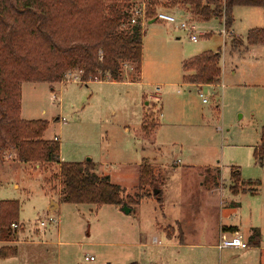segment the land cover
Wrapping results in <instances>:
<instances>
[{"label":"rangeland","instance_id":"obj_1","mask_svg":"<svg viewBox=\"0 0 264 264\" xmlns=\"http://www.w3.org/2000/svg\"><path fill=\"white\" fill-rule=\"evenodd\" d=\"M170 1L159 0L156 16L172 14L177 24L156 17L153 24L147 20L144 25L142 79L146 85L132 83L140 80L133 66L126 67L122 82L84 83L79 69L65 73H72L70 83L64 77L54 84L22 82L19 118L47 121L44 138L59 141L63 159L71 161L66 163L91 158L96 173L119 185L129 204H62L49 212L51 202L60 199L54 195L51 200L46 194L44 178L59 193L60 183L55 180L59 166H29L17 162L13 149L0 152V203L16 201L20 205L18 227L12 226L16 234L9 239L20 243L0 244L7 251L16 249L17 254L0 264H257V250L243 257L233 250L220 253L216 248L196 246L215 244L213 238L204 241L203 219L185 222L188 229L200 228V232L190 233L193 237L181 247L177 238L162 234L158 224H172L170 220L178 215L200 216L199 172L216 187L220 178L224 184H232V170L238 168L246 183L264 193V164L254 157L264 127V45L251 48L246 40L250 30H264V7H235L234 22L228 28L222 0L223 17L207 21L186 9L171 7ZM183 22L195 26L197 42L179 28ZM228 31L235 35L227 36ZM234 40L244 41L245 47L233 51ZM205 52L221 53L220 81L197 88L185 81L183 64ZM42 64L47 65L43 58ZM7 76H13L12 72ZM157 89L160 94H155ZM146 121L160 124L153 139L139 134ZM143 160L154 171L160 190L164 184L169 193L182 183L193 185L186 188L185 204L171 199L161 205L153 195L154 187L140 185ZM243 187L246 185L239 188ZM149 193L151 198L137 204ZM254 200L246 202L250 209L257 202ZM257 200L261 203L262 199ZM125 206L131 213L124 212ZM213 207L208 211L210 232L219 225V208ZM46 213L59 221L43 230L39 218ZM154 236L161 245L154 244ZM86 257L94 259L87 261Z\"/></svg>","mask_w":264,"mask_h":264},{"label":"trees","instance_id":"obj_2","mask_svg":"<svg viewBox=\"0 0 264 264\" xmlns=\"http://www.w3.org/2000/svg\"><path fill=\"white\" fill-rule=\"evenodd\" d=\"M148 21L156 16L159 0H148ZM171 7L191 11L200 20L222 18L220 0H171ZM134 0H0V152L15 150L22 163L59 165L55 180L60 183V202L74 205L125 204L122 189L109 176L96 173L92 160L84 163H61L60 143L45 140L47 121H25L21 114L22 82L60 83L68 70L79 69L83 82H122L125 69L133 66L139 75L143 61L141 18L132 25ZM235 7L263 8L264 0H227L226 26L233 25ZM249 46L264 45V30L252 29L247 34ZM237 40L232 50L237 51ZM42 58L47 65L42 64ZM220 52H205L183 64L187 84L214 85L221 76ZM13 76H7L8 73ZM160 124L144 122L139 134L153 139ZM255 160L264 164V127ZM220 176V172H219ZM233 193L240 191L241 173L233 168ZM208 188L211 183L207 178ZM51 181H49L50 184ZM219 182L217 183V185ZM140 185L159 189L154 171L147 164L140 167ZM156 186V187H155ZM153 194V193H152ZM154 195V194H153ZM161 192L156 195L161 200ZM148 196H152L151 193ZM20 205L16 201L0 203V240L10 241L16 234L12 225L19 221ZM0 249L7 259L17 250ZM136 264V263H135Z\"/></svg>","mask_w":264,"mask_h":264},{"label":"crops","instance_id":"obj_3","mask_svg":"<svg viewBox=\"0 0 264 264\" xmlns=\"http://www.w3.org/2000/svg\"><path fill=\"white\" fill-rule=\"evenodd\" d=\"M242 44L243 45L238 50L242 49L243 46L245 47L244 41H242ZM249 47L252 48L255 46H249ZM138 78L140 79L139 81H134L132 83L146 85V82H143V79H142V70ZM214 85H218V84H214ZM214 85H194V86H197V88H199L202 86L212 87ZM45 140H50V139H45ZM259 143H260V140H259ZM259 143H257L254 149L259 145ZM74 160L75 161H72V162H75V163L86 162L81 159H74ZM89 160H92V159L89 158ZM144 160L142 161L141 164H139V167L144 163ZM17 162L21 164L29 165V166L34 164V163H22L20 161H17ZM60 162L66 163V162H71V161H65L60 151ZM93 163L96 165L95 162ZM38 167L39 166H37V168ZM189 168L191 169L193 167L189 166ZM217 168L219 169V167ZM199 175L200 176L198 178V186L200 187L199 193H201L200 216L199 217L195 216L196 218H194L193 216H187L186 218H183L182 216L180 217V215H178V217L175 218L174 221L172 219L170 220L172 224L170 223H166L165 225L158 224V229H160V231H162V234L166 235L168 239L177 238L179 241V246L181 247V246L186 245L188 238H192L193 236H195L196 234L200 232V228L198 229L196 228L194 231H191L190 229H188V226L185 222H187L188 219L191 221H194V219L195 221H200L203 219L206 223L205 228H204V241L208 242L209 239L213 238L215 240V244L208 243L207 245H196V246L205 247L206 249L216 248L219 251H221L220 253H223V251H226V250H233L237 252V255L243 256V257H248L251 255L250 253L252 250H255V251L257 250V252L259 253L257 254V258H258L257 264H264V193L262 192L260 193V190L256 188L255 185L246 183V181L243 180V178H241V185L243 186L246 185V187H243L242 190L240 189L238 193L232 192L231 187L233 186V183L230 185H226L223 183L221 178H220L219 186L208 188V186L206 185L208 184L206 175H203L200 172H199ZM101 176H105V175H101ZM182 182H184L183 179H182ZM47 183H49V180L44 178V184H45L44 190L46 194L50 196V199L53 200L54 195L60 199V192L59 193L57 192L56 194L55 191H52L50 189L51 183L50 184H47ZM165 187H166L165 184L161 187L162 195H161V200H159L161 205L163 204L166 205L165 202H168V200H171V199L174 200L175 204H179V205L185 204L184 199H185L186 188L188 189L194 188L193 185L188 186L186 183H182L178 187H176V189H173L172 193H169V190L167 191ZM16 188H19V186L16 185ZM259 197L260 199H262L260 200L261 203L257 200L259 199ZM149 198L151 197L145 196L137 204H140L142 201H145V199H149ZM254 199H256L257 202L255 206L252 209H250V207L246 205V202L251 203V201H255ZM125 204H129V203L126 202ZM213 205L218 206L219 208V212H218L219 225L217 226V230L215 232L213 230H211L210 232V227H208V211H213L214 209ZM61 206H62V203L60 201L55 200L51 202V205L48 207L49 208L48 211L55 212L59 210ZM196 226L198 225L196 224ZM190 233L191 234L193 233L194 235L190 237ZM234 236L241 237L242 240L249 246V248L245 250L220 249L219 248V244L223 238H232ZM155 240L157 242H155ZM153 242L155 245H161L160 239L156 236H154ZM8 243L17 245L18 243H20V241L14 240L11 242V241H1L0 240L1 245H6ZM191 246H195V245H191ZM8 259L9 258L7 259L0 258V260H3V261L8 260ZM253 259L254 260L256 259L254 255H253Z\"/></svg>","mask_w":264,"mask_h":264},{"label":"built area","instance_id":"obj_4","mask_svg":"<svg viewBox=\"0 0 264 264\" xmlns=\"http://www.w3.org/2000/svg\"><path fill=\"white\" fill-rule=\"evenodd\" d=\"M137 2V7L134 9L133 11V17L131 20V24L132 25H136L138 24V18H141V25L144 28V25L146 23L147 19V3L144 2H139L138 0H134ZM224 1V3L227 0H222ZM157 20H159L160 22H165V23H171V24H177V19L174 15L169 14V13H164V12H160L157 15ZM149 23V22H148ZM179 28L184 31V32H188L190 39L193 42H197L199 40V34L196 32V28L194 25H190L188 23H181L179 25ZM227 36H233L234 33L228 31L227 33H225ZM72 73H67L64 76V80L67 81V83H70ZM77 80L75 79L74 82H76ZM156 94H160V90L157 89L156 90ZM201 97L202 94L200 95ZM204 102L206 103L207 100H204ZM39 222H40V227L45 230L47 229L51 224H54L56 222H58V219H56L53 215H50V213H46L43 214L42 216H40L39 218ZM13 228H17L18 226L16 224L12 225ZM155 242H157L155 240ZM219 248L220 249H241V250H245L248 249L249 246L242 240L241 237L238 236H234L232 238H223L219 244ZM94 258L93 257H86L87 261H92Z\"/></svg>","mask_w":264,"mask_h":264},{"label":"water","instance_id":"obj_5","mask_svg":"<svg viewBox=\"0 0 264 264\" xmlns=\"http://www.w3.org/2000/svg\"><path fill=\"white\" fill-rule=\"evenodd\" d=\"M155 21H156V19L153 20V21H150V24L154 23ZM160 192H161L160 189H156V190H154V195H157V194H159ZM125 207H127V208H125ZM125 207H124V208H125L124 212H126L127 214L131 213V209L128 208V206H125Z\"/></svg>","mask_w":264,"mask_h":264}]
</instances>
